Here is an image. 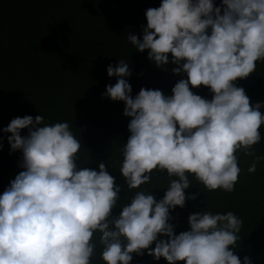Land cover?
Returning a JSON list of instances; mask_svg holds the SVG:
<instances>
[{
	"label": "clouds",
	"instance_id": "9594fccd",
	"mask_svg": "<svg viewBox=\"0 0 264 264\" xmlns=\"http://www.w3.org/2000/svg\"><path fill=\"white\" fill-rule=\"evenodd\" d=\"M146 18L142 41L135 34L128 41L141 53L150 50L158 66L168 64L170 53L179 65L172 71L188 78L176 83L172 96L142 88L133 98L124 78L130 67L120 59L107 68L118 79L106 95L125 102L124 115L132 118L120 167L129 190L150 183L154 170L166 172L164 197L157 201L151 192L135 191L113 217L121 188L104 163L99 171L77 170L81 142L69 123L16 117L4 132L11 133V150H22L25 170L0 195V264H91L96 233L105 264H131L132 254L146 249L169 264H242L232 250L243 225L234 212L191 214L190 230L179 235L169 220L170 209L196 198L185 194L190 176L208 191L230 193L242 171L237 153L253 157L250 174L264 160L254 149L264 125L262 105L252 104L234 83L264 61V0H222V7L213 0H162ZM190 85L209 87L213 98L194 94ZM25 128L29 134L22 137ZM243 264L252 261L245 256Z\"/></svg>",
	"mask_w": 264,
	"mask_h": 264
},
{
	"label": "trees",
	"instance_id": "16d2710c",
	"mask_svg": "<svg viewBox=\"0 0 264 264\" xmlns=\"http://www.w3.org/2000/svg\"><path fill=\"white\" fill-rule=\"evenodd\" d=\"M213 3L222 7V0ZM161 4L162 0H0V144L7 145L11 133H5L4 129L16 117L43 115L46 124L68 122L81 142L77 170L99 171V164L104 163L121 188L113 217H119L135 191L151 192L159 201L168 190L166 172L155 170L150 183L129 190L120 167L122 148L131 135L128 125L132 118L124 115L125 102L113 101L106 95L107 86H114L118 79L109 77L107 68L118 65L120 59L129 64L131 75L124 78L132 87L133 98L142 88L172 96L176 83L188 78L183 71L179 74L172 71L179 65L172 63L170 53L168 64L158 66L149 59L150 50L141 53L127 39L129 34H135L142 41L147 9L159 8ZM36 15L43 36L29 35L32 28L29 19ZM234 83L245 89L252 104L260 103L264 112V61L257 62L256 71L249 77ZM190 90L208 100L214 96L204 85L196 88L190 85ZM22 130L28 136L29 129ZM260 132L261 141L254 149L257 155L264 156V125ZM8 146V152L0 148L6 166L22 167V150L14 153ZM237 155L242 171L234 191H208L190 176L192 185L185 194L196 198L186 199L182 208L170 209L169 223L179 235L190 230L191 214L232 211L243 220L241 239L232 249L234 254L242 264L245 256L252 264H264V160L250 174L247 169L253 157L242 151ZM6 166H1L0 186L22 172L14 175L4 169ZM94 239L97 249L91 264H105L100 256L103 246L98 243L99 233ZM158 239L168 237L160 235ZM150 248H155V242ZM148 251L144 250L143 255L133 253L131 264H169L163 257L156 260Z\"/></svg>",
	"mask_w": 264,
	"mask_h": 264
},
{
	"label": "rangeland",
	"instance_id": "374dc122",
	"mask_svg": "<svg viewBox=\"0 0 264 264\" xmlns=\"http://www.w3.org/2000/svg\"><path fill=\"white\" fill-rule=\"evenodd\" d=\"M34 19V20H32ZM40 20L39 18V15L37 16H34V17H30L29 19V23L32 24V28H31V32L29 35H32V36H43L42 35V26L38 23ZM69 59V57H66ZM25 131L21 130V136L24 137L26 135H24ZM9 142H7V145L6 146H2L1 150L3 149L4 151L8 152L9 150V146H8ZM8 146V147H7ZM1 150H0V153H1ZM11 150V149H10ZM18 150L16 151H13L14 153H17ZM5 152V153H6ZM2 154H0V158H1ZM8 163H6V161L4 160V158H1L0 159V171L3 170V168L1 166H6ZM12 168V169H11ZM5 170H9L10 173H13L14 175L18 172V171H24L25 169L20 167V166H14V165H8L6 166V168H4ZM13 170V171H12ZM11 177V176H10ZM13 179V177L9 178L6 182V184H1L0 186V195L3 194V192L10 186V183Z\"/></svg>",
	"mask_w": 264,
	"mask_h": 264
}]
</instances>
